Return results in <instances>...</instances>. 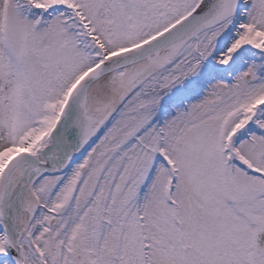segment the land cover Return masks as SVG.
Segmentation results:
<instances>
[{
  "label": "snow or ice",
  "instance_id": "6c2138e0",
  "mask_svg": "<svg viewBox=\"0 0 264 264\" xmlns=\"http://www.w3.org/2000/svg\"><path fill=\"white\" fill-rule=\"evenodd\" d=\"M0 264H264V0H0Z\"/></svg>",
  "mask_w": 264,
  "mask_h": 264
}]
</instances>
